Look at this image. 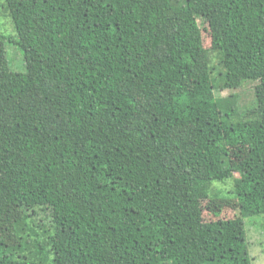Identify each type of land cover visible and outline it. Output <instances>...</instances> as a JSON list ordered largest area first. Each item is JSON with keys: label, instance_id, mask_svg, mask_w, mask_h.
Returning a JSON list of instances; mask_svg holds the SVG:
<instances>
[{"label": "trees", "instance_id": "obj_1", "mask_svg": "<svg viewBox=\"0 0 264 264\" xmlns=\"http://www.w3.org/2000/svg\"><path fill=\"white\" fill-rule=\"evenodd\" d=\"M1 1L0 264H253L264 0Z\"/></svg>", "mask_w": 264, "mask_h": 264}, {"label": "rangeland", "instance_id": "obj_2", "mask_svg": "<svg viewBox=\"0 0 264 264\" xmlns=\"http://www.w3.org/2000/svg\"><path fill=\"white\" fill-rule=\"evenodd\" d=\"M0 30L4 33H8V36H12L17 33L12 19L6 14L2 1L0 0ZM208 42V41H207ZM9 66L11 70L16 72H26L27 64L24 51L16 44L8 42L6 46ZM254 81H248L245 85L239 89H227L220 93L222 96H228L232 93L239 95L240 105L244 108L254 104L256 100ZM222 186L219 187H227ZM246 227L248 230V237L250 243V253L253 258V264H264V214L251 218H246Z\"/></svg>", "mask_w": 264, "mask_h": 264}]
</instances>
